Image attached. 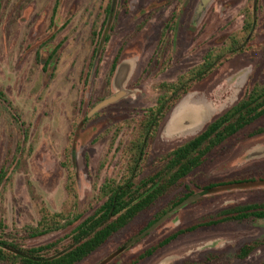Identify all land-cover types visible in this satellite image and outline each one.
<instances>
[{
    "label": "rangeland",
    "instance_id": "1",
    "mask_svg": "<svg viewBox=\"0 0 264 264\" xmlns=\"http://www.w3.org/2000/svg\"><path fill=\"white\" fill-rule=\"evenodd\" d=\"M254 3L256 19L247 46L226 54L168 112L149 142L142 177L153 170L156 160L197 136L264 83V0H1L0 93L8 101L0 99V169L6 166L9 179L0 190V224L7 232L23 238L20 243L27 248L58 240L66 246L72 228L33 238L28 231L38 226L43 208L51 213L68 209L64 163L70 143L76 152L75 213L86 218L105 200L100 197L103 182L120 180L137 158L141 121L156 103L157 85L174 82L199 65L208 52L224 51L232 37L245 38L243 26ZM110 6L115 27L102 47L92 32L102 26ZM168 23L171 29L160 45ZM120 50L119 65L106 86ZM114 95L120 97L92 113ZM194 114L201 119L187 126V118ZM262 127L264 117L227 140L174 192L79 264L264 262V220L199 228L141 258L203 218L238 205L264 203V186L201 197L113 257L118 247L137 236L188 188L199 193L210 183L264 177V135H255ZM253 242L262 243L239 259V249Z\"/></svg>",
    "mask_w": 264,
    "mask_h": 264
},
{
    "label": "trees",
    "instance_id": "2",
    "mask_svg": "<svg viewBox=\"0 0 264 264\" xmlns=\"http://www.w3.org/2000/svg\"><path fill=\"white\" fill-rule=\"evenodd\" d=\"M1 3V0H0ZM249 15L247 24L243 28L245 38L232 37L224 51L208 52L200 65L172 83L159 85V97L153 108L148 109L141 121L140 137L137 141L139 151L137 158L127 167L126 173L120 180L109 179L103 182L100 188L104 202L92 215L83 218L75 213L77 207V190L75 174L76 152L73 141L67 148L68 162L64 163L67 171L65 189L67 193V210L51 213L46 208L40 212L41 220L36 228L28 231L30 237L72 230L67 236L68 244L61 245V240L45 246L27 248L20 243L23 238L8 233L7 228L0 224V263L2 264H79L96 252L111 237L126 228L138 215L152 208L155 203L174 192L183 181L189 178L200 168L207 157L223 145L227 140L254 125L264 117V83L255 86L245 99L223 117L216 119L197 136L188 140L170 153L156 160L153 170L142 177V166L147 157L149 142L156 136L161 121L174 105L185 96L198 82L203 81L213 70L220 65L226 54H236L247 46L248 38L256 19L255 5ZM53 20V16L51 21ZM94 29L92 37L97 36ZM54 36L52 37V39ZM0 99L8 101L0 93ZM77 132L75 126L71 137ZM255 135H264V127L258 129ZM27 141V134L24 135ZM71 141V139H70ZM8 170L4 165L0 169V190L8 181ZM264 186V177H242L218 183H210L194 193L189 188L182 198L175 200L166 210L155 219L158 220L167 211L172 210L180 203L194 195L204 197L221 191L242 190ZM264 220V203L238 205L225 209L199 220L197 223L170 235L157 246L150 248L141 255V258L150 257L157 250L165 247L178 237L190 234L199 228H208L228 223H244L248 221ZM262 242L246 244L239 249L237 257L244 259L254 252ZM126 249L119 247L113 254L118 256ZM133 264V263H131ZM184 264H196L185 262ZM261 264H264L262 262Z\"/></svg>",
    "mask_w": 264,
    "mask_h": 264
},
{
    "label": "flooded vegetation",
    "instance_id": "3",
    "mask_svg": "<svg viewBox=\"0 0 264 264\" xmlns=\"http://www.w3.org/2000/svg\"><path fill=\"white\" fill-rule=\"evenodd\" d=\"M256 3H254L253 4V8H254V5H255ZM55 9H57V6H55V8H54V10H53V17H54V15H55ZM252 11H253V9H252ZM249 13H250V11H248ZM105 13H106V15H105V20H104V22L102 23V26L99 28V30H98V32H97V36L95 37V38H100V40H101V44L103 45L102 47H105V45H107L108 43H109V40H110V34L113 32V30H114V27H115V19H113V20H110V18H111V14H112V8H111V6L110 7H108L106 10H105ZM248 14V13H247ZM245 16H247V15H245ZM116 18V17H115ZM51 23V25H55V21H54V18H53V20L50 22ZM247 24V22H245L244 23V26ZM243 26V27H244ZM169 29H171V26L169 25V23L168 24H166V26L164 27V29H163V31H162V34H161V39H160V45L162 44V42L165 40V33H166V31H168ZM92 34H93V32H92ZM97 50H98V48H94V50H93V56L95 57V54H96V52H97ZM120 59H121V50L120 51H118V53L116 54V56L114 57V59H113V62H112V64H111V66H110V69H109V73H108V78H107V82H106V86H110L111 85V80H112V77L114 76V74H115V71H116V69H117V67H118V65H119V62H120ZM200 65V64H199ZM198 66V65H197ZM195 68V67H194ZM194 68H192V69H194ZM192 69H190V70H188V71H191ZM187 71V72H188ZM187 72H185V73H183V74H181V75H179V77L180 76H182V75H185ZM177 80V79H176ZM175 80V81H176ZM174 81V82H175ZM162 83H172V82H162ZM162 83H160V84H158L157 85V87H156V90H157V92H159L158 90H159V85H161ZM198 83H200V82H198ZM198 83H196V84H198ZM195 84V85H196ZM158 97H159V93H158ZM158 99V98H157ZM156 103H157V100H156ZM156 103H155V105H156ZM154 105V106H155ZM153 106V107H154ZM153 107H150V108H153ZM150 108H148V109H150ZM147 109V110H148ZM146 110V111H147ZM145 111V112H146ZM168 114V113H167ZM166 114V115H167ZM145 115V114H144ZM166 117V116H165ZM164 117V118H165ZM199 117H200V115L199 114H194L193 116H191L190 118H187V120H189V122H188V124H187V126H190V125H194V124H196V122L198 121V119H199ZM164 120V119H163ZM162 120V121H163ZM161 121V122H162ZM179 123H181L182 122V120H179L178 121ZM161 124V123H160ZM160 127V126H159ZM158 130H159V128H158ZM158 132V131H157ZM156 135H157V133H156ZM201 198V197H200ZM199 199V198H198ZM197 199V200H198ZM196 201V200H195ZM194 201V202H195ZM194 202H192V203H194ZM191 204V203H190ZM189 205V204H188ZM171 210H169V211H167L164 215H162L158 220H156L155 222L153 221V222H151V224H149L144 230H142L137 236H135L132 240H130L127 244H124V245H122V246H125L126 247V249L130 246V245H133L134 243H136V242H138V241H140V240H142V239H144L145 237H147V235L148 234H150V233H148L147 235H145V236H143V237H139L138 238V236L140 235V234H142L143 232H145L147 229H149L151 226H153L156 222H158L163 216H165L168 212H170ZM177 213V212H176ZM175 213V214H176ZM175 214H173V215H175ZM172 215V216H173ZM171 217V216H170ZM169 217V218H170ZM168 218V219H169ZM168 219H166V220H168ZM165 220V221H166ZM164 221V222H165ZM163 222V223H164ZM162 223V224H163ZM161 225V224H160ZM159 225V226H160ZM156 229V228H155ZM154 229V230H155ZM153 230V231H154ZM136 238H138V239H136ZM121 247V246H120ZM119 248V247H118ZM117 248V249H118ZM116 249V250H117ZM125 249V250H126ZM152 256V255H151Z\"/></svg>",
    "mask_w": 264,
    "mask_h": 264
},
{
    "label": "water",
    "instance_id": "4",
    "mask_svg": "<svg viewBox=\"0 0 264 264\" xmlns=\"http://www.w3.org/2000/svg\"><path fill=\"white\" fill-rule=\"evenodd\" d=\"M120 97V95H114V96H110L109 98L103 100L100 104H98L94 110L92 111V113L100 110L101 108H103L104 106L116 101L118 98ZM264 150V147L261 149ZM264 154V153H263ZM198 198H200V195H194L192 197H190L189 199L185 200L184 202L180 203L178 206H176L175 208H173L170 212H168L165 216H163L158 222H156L153 226H151L149 229H147L145 232H143L142 234H140L138 236L139 237H143L145 235H147L148 233H150L151 231H153L155 228H157L160 224H162L166 219H168L170 216H172L173 214H175L176 212H178L179 210H181L182 208L186 207L188 204L194 202L195 200H197ZM136 238V239H138Z\"/></svg>",
    "mask_w": 264,
    "mask_h": 264
},
{
    "label": "bare ground",
    "instance_id": "5",
    "mask_svg": "<svg viewBox=\"0 0 264 264\" xmlns=\"http://www.w3.org/2000/svg\"><path fill=\"white\" fill-rule=\"evenodd\" d=\"M200 119H201V116H200Z\"/></svg>",
    "mask_w": 264,
    "mask_h": 264
}]
</instances>
